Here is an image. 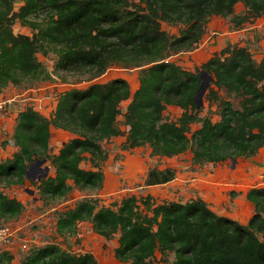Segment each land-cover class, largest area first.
I'll use <instances>...</instances> for the list:
<instances>
[{
  "label": "trees",
  "instance_id": "trees-1",
  "mask_svg": "<svg viewBox=\"0 0 264 264\" xmlns=\"http://www.w3.org/2000/svg\"><path fill=\"white\" fill-rule=\"evenodd\" d=\"M238 3L243 12L234 15ZM214 16L230 17L238 29L264 16V0H0V89L46 80L36 55L48 50L56 57V70L87 75L86 82L112 66L138 69L132 94L124 79L115 78L63 91L48 117L31 106L19 111L11 137L17 151L0 161V182L21 186L29 167L45 160L53 175L36 184L41 199H63L73 189L97 190L107 159L101 143L124 135L122 150L146 146L158 158L188 152L195 166L257 155L264 149V56L255 63L247 48L234 45L192 71L168 60L195 49L205 22ZM15 23L31 35L15 34ZM161 23L179 26L177 35L166 33ZM201 72L212 79L203 94L220 108L216 122L200 116L202 106L195 102ZM167 106L180 109V115L169 119ZM118 117L125 132L116 127ZM192 124L198 127L190 132ZM50 128L72 136L56 153L49 149ZM85 155L92 159L90 170L80 167ZM174 178V169L154 167L143 183L160 186ZM245 199L253 214L242 225L217 216L200 198L154 204L149 195L130 196L108 207L84 198L57 215L55 234L74 237L78 225L88 223L104 240L116 237L114 258L126 264H157V253L163 263L173 255L167 264H264V242L258 237L264 234V188L249 189ZM22 211L20 202L0 192V220L17 219ZM11 259L0 253V264ZM19 264L96 261L88 252L50 244L32 248Z\"/></svg>",
  "mask_w": 264,
  "mask_h": 264
},
{
  "label": "rangeland",
  "instance_id": "rangeland-1",
  "mask_svg": "<svg viewBox=\"0 0 264 264\" xmlns=\"http://www.w3.org/2000/svg\"><path fill=\"white\" fill-rule=\"evenodd\" d=\"M14 6L17 9L18 5ZM242 12V6L240 4L235 5L234 15L242 14ZM229 21L230 17L209 18L204 24V34L195 49L186 53H178L168 60L175 62L184 69L194 68L205 61L212 51H217L222 47L220 36L224 34L226 29H231L230 32L248 29L242 40L253 62L256 63L264 51V16L238 29L233 28ZM161 29L169 35L176 36L179 26L161 23ZM12 30L15 34L31 35L27 27L19 26L18 23L12 26ZM227 34L225 38L228 37ZM36 57L48 73L46 80L34 83L25 82L19 87L8 85L0 89V102H10V105L3 112V117L10 120L7 121L6 127L0 125V160L5 158L7 153L10 154L12 150L7 151V148H10L7 137L13 128L11 120L23 108L31 106L41 115L48 117L53 111L58 95L67 89H84L90 83H105L118 77H123L129 88L133 89L136 85V78H138L134 75L133 69L112 66L99 78L86 82L87 75L56 70L54 66L56 57L53 51L48 50L45 54L38 53ZM205 93L201 97L202 110L199 115L216 122L219 120L220 108L217 103L205 101ZM220 95L223 96V94ZM120 108L122 111L123 103ZM169 114L173 115V119L179 116L176 113L170 112ZM116 127L125 132L127 127L123 125L121 117L117 118ZM197 127L198 125L192 124L190 132ZM124 137L125 135L118 136L101 143L107 159L102 163L103 183L97 190L78 191L73 189L63 199H41L36 184L39 182L40 176L43 175L45 168L48 167L49 169L47 168L44 178L53 175V170L46 161L45 164L39 166L35 163L32 164L28 169L27 177L25 176L26 180L21 186H6L0 182V192L16 199L23 206V211L17 219L0 220V225L7 227L12 232L11 243L7 246H0V253L4 252L12 257L9 263L3 264H19L32 248L50 244L58 245L73 253L88 252L92 254L96 264H126L114 258L116 237L106 241L94 234L88 223H80L77 227V235L74 237L65 238L55 234L57 215L84 198L96 199L98 205L108 207L113 203H119L122 198L130 196L139 199L149 195L154 204L163 201L184 203L194 198L203 200L204 197L205 201H203L217 216L228 218L242 225H245L251 218L253 207L246 201L244 195L251 188H264V150L247 159H236L216 165L195 166L191 165V155L188 152L172 158H158L152 157L149 154L150 149L146 146L129 151L122 150L121 145ZM71 138L72 136L68 132L50 128V152L56 153L61 144ZM92 163V159L85 155V160L81 162L80 167L90 170ZM154 167L157 169L167 167L174 169L175 178L173 180L178 178V181L172 180L160 186H144L143 182L147 170ZM215 180L220 181L223 185L220 194L216 186L209 185L211 181ZM198 193L203 196H199ZM258 237L264 242V234ZM23 245L24 248H22ZM164 259L170 263L173 261V255L168 254ZM161 260L163 259L157 253L155 256L156 263L167 264V262H160Z\"/></svg>",
  "mask_w": 264,
  "mask_h": 264
},
{
  "label": "crops",
  "instance_id": "crops-1",
  "mask_svg": "<svg viewBox=\"0 0 264 264\" xmlns=\"http://www.w3.org/2000/svg\"><path fill=\"white\" fill-rule=\"evenodd\" d=\"M238 4H240V3H238ZM237 4V5H238ZM241 5V4H240ZM242 6V5H241ZM242 9H243V7H242ZM213 18H219V19H221L220 17H213ZM230 22V21H229ZM228 26V25H227ZM245 29V28H244ZM247 30L248 29H245V30H233L232 32H230L231 31V29H229V30H227L226 29V31L224 32V34H222L220 37L222 38V47H220L217 51H212L210 54H209V56L207 57V59L206 60H208L211 56H212V54L213 53H215V52H219L221 49H223V48H225V47H227V46H234V45H237V46H241V47H245L246 45H245V43L243 42V38L246 36V32H247ZM226 33H228L227 35H228V37L227 38H225V36H226ZM206 39H208V38H206ZM264 56V51L261 53V55L259 56V58L257 59V62L256 63H258L260 60H261V58ZM205 60V61H206ZM205 61H203L202 63H204ZM202 63H200V64H202ZM199 64V65H200ZM198 65V66H199ZM192 70L194 69V68H191ZM191 69H187V70H190V71H192ZM134 71L133 72H135L134 73V75L136 76V77H138V69H133ZM118 78H121V79H124L123 77H118ZM137 79V81H136V85H135V87L133 88V89H131V88H129L130 89V94H132L136 89H137V87H138V78H136ZM128 100L127 101H124V102H122L123 103V109H122V112H124V110H125V108H126V106H127V104H128ZM121 103V104H122ZM54 109V108H53ZM176 113L177 115H180V113H181V110L180 109H177V108H175V107H172V106H167L166 107V109H165V111H164V115H166L169 119H173V115L172 114H169L168 115V113ZM17 115V114H16ZM16 115H14L13 116V120H11L12 121V127L13 128H11V130H10V134H9V136L7 137V140H8V142L10 143V145H9V147L10 148H7L8 150L7 151H10L11 149V152H10V154H8L7 153V155H6V157L4 158L3 157V159L2 160H0V161H3V160H5V159H10L11 158V156H12V154L13 153H15L16 151H17V148L16 147H14V145H13V143H12V139H11V137H12V134H13V130H14V127H15V119H16ZM7 117V116H6ZM177 117V116H176ZM175 119V118H174ZM10 119H5L4 117H1L0 118V125L2 126L3 125V127L5 126L6 127V123H7V121H9ZM3 127H1V128H3ZM127 130V128L125 129V131ZM264 150V149H263ZM263 150H261V151H263ZM260 151V152H261ZM259 152V153H260ZM173 181H178V178L177 179H175V180H173ZM184 183V182H183ZM206 185H208L207 183H205ZM209 185L210 186H216V188H218L219 190H218V193L220 194V191H221V186H223L222 185V183L220 182V181H218V180H215V181H211L210 183H209ZM204 187V186H203ZM198 195L199 196H203V195H201V193H198ZM208 195V194H207ZM211 195V194H210ZM244 198H245V195H244ZM203 200H204V197H203ZM205 201V200H204Z\"/></svg>",
  "mask_w": 264,
  "mask_h": 264
},
{
  "label": "water",
  "instance_id": "water-1",
  "mask_svg": "<svg viewBox=\"0 0 264 264\" xmlns=\"http://www.w3.org/2000/svg\"><path fill=\"white\" fill-rule=\"evenodd\" d=\"M200 77L202 79V82L200 83V87H199L200 91L198 92V94L195 98V102H196L198 107L201 105V97L203 95V92L205 91V88L207 87L209 82L212 81V79L209 76H207L204 72L200 73ZM42 164H45V160H40V161L35 162V165H37V166L42 165ZM47 168L44 169L43 175L40 176L39 180L43 179L46 176ZM27 174H28V171L26 172V177H27Z\"/></svg>",
  "mask_w": 264,
  "mask_h": 264
},
{
  "label": "built area",
  "instance_id": "built-area-1",
  "mask_svg": "<svg viewBox=\"0 0 264 264\" xmlns=\"http://www.w3.org/2000/svg\"><path fill=\"white\" fill-rule=\"evenodd\" d=\"M9 101L0 102V118L3 117V112L10 105ZM12 232L5 226L0 225V246H7L11 243ZM25 246L23 245L22 248Z\"/></svg>",
  "mask_w": 264,
  "mask_h": 264
}]
</instances>
